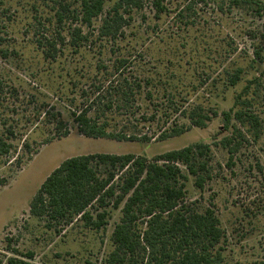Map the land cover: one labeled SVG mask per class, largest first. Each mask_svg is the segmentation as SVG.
<instances>
[{"label": "rangeland", "instance_id": "rangeland-1", "mask_svg": "<svg viewBox=\"0 0 264 264\" xmlns=\"http://www.w3.org/2000/svg\"><path fill=\"white\" fill-rule=\"evenodd\" d=\"M118 1H108L88 26L78 18L76 0H0V135L14 146L0 157V178L8 180L0 189V264L13 256L29 264H108L121 209L108 208L110 220L101 231L80 219L50 225L30 214L43 183L73 157L134 154L151 160L197 143L211 146L212 168L200 188L182 167L187 204L200 213L215 211L227 264H264V0H159L160 7L157 0H143L124 14L116 38L104 36L103 21ZM120 61L126 65L115 73ZM238 69L241 80L231 86ZM123 77L142 82L135 106L159 114L145 132L190 126L187 116L198 107L212 119L205 128L150 144L83 136L71 112L89 104L97 87ZM250 82L251 108L261 126L253 130L233 120L243 137L234 140L240 148L231 161L222 141L233 129L225 130L223 114ZM47 112L62 114L68 137L46 143L53 133Z\"/></svg>", "mask_w": 264, "mask_h": 264}, {"label": "trees", "instance_id": "trees-1", "mask_svg": "<svg viewBox=\"0 0 264 264\" xmlns=\"http://www.w3.org/2000/svg\"><path fill=\"white\" fill-rule=\"evenodd\" d=\"M76 1L81 4L78 18L91 26L93 20L104 13L105 4L112 0ZM142 1L116 2L103 21V35L116 38L126 23L124 14L130 9L141 8ZM160 3L157 0L159 7ZM75 32V37L81 40V30ZM255 55L260 58V51ZM125 65L126 61H120L114 68L115 73ZM242 74L243 70L238 69L230 76L231 86L240 82ZM252 84L250 82L236 98L231 111L223 114L225 130L233 129L232 136L222 141L231 161L240 148L239 144L234 145V140L237 136L243 137L240 128L232 125L233 120L253 130L261 126L259 116L251 108L254 106L249 98ZM141 94L142 82L132 81L130 77L103 84L96 88L89 104L71 112L72 120L87 138L150 144L180 137L193 126L205 128L212 119L198 107L187 116L190 126L177 125L161 132H145L147 125L159 121V114L143 113L142 106H135ZM46 116L53 127L47 144L69 136L60 112H47ZM7 132L15 137L14 131ZM10 139L0 135V157L11 154L14 146ZM212 159L211 146L203 143L169 151L151 160L134 154L73 157L65 160L46 179L31 201L30 214L50 225H66L80 219L86 227L101 231L110 220L108 208L121 209L122 218L112 234L114 250L108 264H227L220 246L224 232L215 211L208 209L200 213L186 202L188 177L182 167L202 188L210 177ZM7 184V179L0 178V189ZM12 253L18 255L17 250ZM6 264L29 262L13 256Z\"/></svg>", "mask_w": 264, "mask_h": 264}]
</instances>
